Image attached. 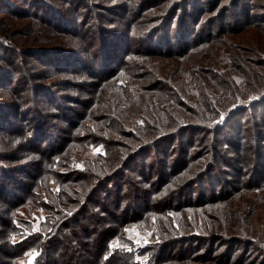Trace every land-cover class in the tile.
<instances>
[{
	"label": "trees",
	"instance_id": "1",
	"mask_svg": "<svg viewBox=\"0 0 264 264\" xmlns=\"http://www.w3.org/2000/svg\"><path fill=\"white\" fill-rule=\"evenodd\" d=\"M80 7L95 20L76 31ZM252 30L264 35V0H0V89L33 97L22 109L0 96L18 151L10 168L0 158V264H264V40L252 58L237 42ZM32 61L59 81L38 82ZM59 99L74 106L48 118ZM252 193L255 223L207 211L246 196L249 215ZM24 209L44 214L38 229Z\"/></svg>",
	"mask_w": 264,
	"mask_h": 264
},
{
	"label": "rangeland",
	"instance_id": "2",
	"mask_svg": "<svg viewBox=\"0 0 264 264\" xmlns=\"http://www.w3.org/2000/svg\"><path fill=\"white\" fill-rule=\"evenodd\" d=\"M95 1L98 2L101 5L109 7V5L115 4L119 0H95ZM162 3L163 2H156L155 4L157 6H156V8L153 9L152 12H156V11L158 12V10L161 9V7H163V6H165L167 4V2H165L164 4H162ZM63 6H71L72 9H70V11L68 12V14H70V16H68V17L66 16V13L65 14H60V15H62V18H66L67 17L70 20L75 19L73 17H74V14H75V9L74 8H76V6H73L72 4H66V5H63ZM63 6L58 8V10H62ZM246 9L248 10L247 7H246ZM79 11H82V13H81V17H79L78 24L74 23V25H75L74 28H75L76 31L78 30L79 26L81 27L84 24L85 20L87 21L86 22V27L88 25H90V24H93L94 20H95L92 17H88L87 18V11H86L85 8L80 7ZM79 11H76V12H79ZM234 11H236V10L234 9ZM147 12H148V14L151 17L153 16V14L151 15L150 11H147ZM255 13H259V11L255 12ZM119 15H123V13H119ZM109 17L116 18L115 16H111V15H109ZM238 19L242 20L241 17H239ZM81 21H82V23L80 24ZM44 28H45L44 32L51 33V31H53L49 27H47V28L44 27ZM56 28L59 29V27H56ZM18 31H20V32L26 31V33L27 32L30 33V37L31 38H34L35 34H36L34 32V27L33 26H29L27 29H19ZM237 37L242 38V39H239L237 42L244 46L246 51L243 54V56L248 57V58H252L251 57V53H249L250 52L249 50L251 48L255 49L256 48L255 44L261 43L264 40V35L262 33H260L259 31H254V30H252L250 33H247V31H246V32H244L241 35H237ZM63 38H64L65 41H71V42L75 43L76 45L79 44L81 46H85V44L87 42L93 44V46L96 43L95 41L94 42H90L89 40H87V41H82L81 40V41L78 42V41H75L74 38H65V37H63ZM45 43H49V41H45ZM31 44H33V43L32 42L28 43V45H31ZM32 62H33V65H31L29 63V66L28 65H24V68L29 70V72L34 73L36 75V76H34V78L35 79H40V80H38V82L42 81V82H47L48 83V82H57V81H59V78H60L59 75H57V74L51 75L50 73L44 72V68H45V67H43V66H45L44 63H41L40 61L39 62L32 61ZM220 67H221V65H220ZM76 68H79V66L76 67ZM84 71L85 72H90L91 71V67L88 66V69H85ZM18 76L19 75L17 74L15 76V79L18 78ZM22 84H24V81H23ZM13 86H14V84H13ZM74 87H76V85H74L73 87H71V86L70 87H64L63 89H66V92L62 93V96L67 95L68 90H71L72 92H74V91L81 92L78 88H74ZM5 89H7V88L0 89V96H3L4 99L9 100L12 104L18 105V104L22 103V109H25L26 107H28L30 105V103L32 102V98L33 97L30 96V93H28V91H22V93H17L16 95H12V93H10V91L6 92ZM65 103H64L63 100H60L59 103H58V106H55L53 109L52 108L47 109L46 111L49 114L51 113L50 115H48L49 116L48 118L53 117L52 115H55V114H57L58 116H61L62 114H66V111H64V109L61 106L64 104V107L67 108V107H69L72 104L71 103H67V101ZM40 105H42V104L40 103ZM72 106H74V105H72ZM42 108H44V107L42 106ZM8 114H9V112H7V110H4L3 107H0V122L2 123L4 120L8 121V124H4L3 126H0V152H2V154H0V158H4V162L6 164V165H4V167H6V168H10L11 165L14 166L13 165V164H15L14 161H10V160H12V157L15 156V152H16V154L18 153L17 149L15 150V146H14L15 142H13L14 137L10 138L12 136L11 133H13V132L11 130H8V126L12 125V123H10V121H13V119ZM248 116L250 117V113H246L243 123L245 122V119L248 118ZM27 122H28V120L26 122H24V123H21L20 120L19 121L16 120L14 122V126H20L21 124H26ZM104 122L105 121L101 122V126L102 127H104ZM80 133L81 134H85L82 128L80 129ZM199 135H200L199 133L196 134L195 136H193V139H195V141H196ZM224 137H225L224 135H221V136L219 135L218 139L222 141L223 140L222 138H224ZM207 141H209V140L207 139ZM95 150H96V148H93V147L88 148V151L85 154V157L86 158H92ZM225 152H226V154H231L230 151H229V148L226 149ZM8 154H10L9 157H11V158H8ZM154 155L155 154L152 152L148 157L143 159V161L146 160V162H149L153 158ZM238 162L242 163V159L239 158V157H238ZM70 166L74 167V166H77V164L70 163ZM222 169H224V168L222 167ZM225 169L228 170V168H226V167H225ZM30 171L32 172L31 169H29V171L27 170L26 172H30ZM154 176H155V173H153V178H154ZM27 181H28V179H27ZM80 186H81L80 183H79V185H74L75 188H73V189H79ZM201 190L202 189H200V190L196 189V187L193 188V192H194L193 195H195L198 191H201ZM260 196L262 197L263 195L260 193ZM260 196L257 195V194H253V193L248 196L250 201H252L251 204H253V207H255V212H251L249 215H248V210L244 211L246 206L240 205L241 200L244 199L246 196H240V197L237 196V197L231 199L230 201L226 202V203H228V205H223L222 206L223 208H218V209H215V210L207 209V211H209L210 213H216L218 211H221L223 214H228L230 212L229 210L231 208V209H235V210L240 211L241 212V216H240V218H237V219H230L228 217H225L224 220H226V223L234 224V223H240V221L243 222V223L244 222H246V223H250V222L255 223V220L256 221L261 220V215L257 213V208H259L261 203H262V201L260 200ZM6 204H9L8 200H5L4 198L3 199L0 198V219H5V216H6L7 212H8V207L9 206H6ZM223 204H225V203H223ZM220 205H222V204H220ZM207 207H204V209H202L201 211L204 212ZM201 211H198L197 214L189 212V211H183L184 212L183 219L187 220L188 218H190L193 225H198L200 220H202V218H203L202 215H200V213H199ZM243 214L248 215V218L242 219ZM32 215H39V213L35 214L30 209H24V210H21L19 212L18 217L20 219H22V220L30 222L29 223L30 227L32 229L36 230L39 227V223H40L39 220L42 218V216H44V214L41 213V216H33V217H32ZM84 221H85V219L82 218L81 222H84ZM180 225H181L182 228L185 227L184 223H181ZM21 226H23V225H21ZM245 229L248 230L247 227H245ZM67 230L68 229H66V231ZM144 231L146 232V231H151V230L146 228ZM0 243H4L3 240L1 241V236H0ZM220 248L222 249V247H220ZM72 249H75V248L73 247ZM53 256H54V258L56 257L55 254ZM3 260H4V258H3V255L1 253V251H0V261H3ZM168 263H170V262H168ZM203 264H217V263H215L213 261H207V262H205Z\"/></svg>",
	"mask_w": 264,
	"mask_h": 264
}]
</instances>
